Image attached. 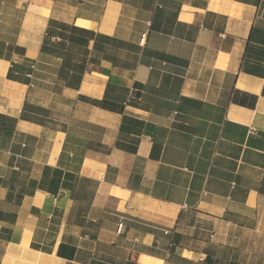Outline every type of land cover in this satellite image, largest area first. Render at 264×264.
I'll use <instances>...</instances> for the list:
<instances>
[{"label": "crops", "instance_id": "1", "mask_svg": "<svg viewBox=\"0 0 264 264\" xmlns=\"http://www.w3.org/2000/svg\"><path fill=\"white\" fill-rule=\"evenodd\" d=\"M0 264H264V0H0Z\"/></svg>", "mask_w": 264, "mask_h": 264}, {"label": "trees", "instance_id": "2", "mask_svg": "<svg viewBox=\"0 0 264 264\" xmlns=\"http://www.w3.org/2000/svg\"><path fill=\"white\" fill-rule=\"evenodd\" d=\"M74 30H76V29H75V28L72 29V31H74ZM76 31L83 32V31L80 30V29H77ZM72 39H74V40H76V41H78V42H82V41H81V40H82V35H81V33H79V34H77V35H73V36H72Z\"/></svg>", "mask_w": 264, "mask_h": 264}, {"label": "built area", "instance_id": "3", "mask_svg": "<svg viewBox=\"0 0 264 264\" xmlns=\"http://www.w3.org/2000/svg\"><path fill=\"white\" fill-rule=\"evenodd\" d=\"M121 229H122V223L120 222V223H118V229H117V231L120 232Z\"/></svg>", "mask_w": 264, "mask_h": 264}, {"label": "bare ground", "instance_id": "4", "mask_svg": "<svg viewBox=\"0 0 264 264\" xmlns=\"http://www.w3.org/2000/svg\"><path fill=\"white\" fill-rule=\"evenodd\" d=\"M151 202V201H150ZM145 203V202H144ZM144 205V204H143ZM156 207V206H155ZM158 212H160L159 210H158ZM161 213V212H160Z\"/></svg>", "mask_w": 264, "mask_h": 264}]
</instances>
